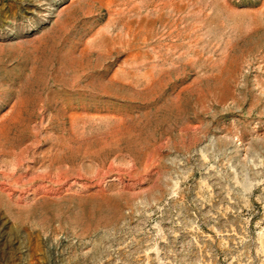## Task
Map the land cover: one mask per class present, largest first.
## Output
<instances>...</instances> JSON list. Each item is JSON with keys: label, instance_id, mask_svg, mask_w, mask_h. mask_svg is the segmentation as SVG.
<instances>
[{"label": "rangeland", "instance_id": "1", "mask_svg": "<svg viewBox=\"0 0 264 264\" xmlns=\"http://www.w3.org/2000/svg\"><path fill=\"white\" fill-rule=\"evenodd\" d=\"M0 264H264V0H0Z\"/></svg>", "mask_w": 264, "mask_h": 264}]
</instances>
